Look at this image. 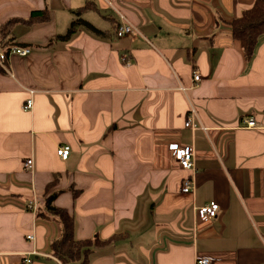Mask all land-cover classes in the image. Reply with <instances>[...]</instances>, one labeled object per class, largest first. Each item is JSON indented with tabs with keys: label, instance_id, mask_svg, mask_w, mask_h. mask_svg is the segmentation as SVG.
<instances>
[{
	"label": "crops",
	"instance_id": "0c3cea01",
	"mask_svg": "<svg viewBox=\"0 0 264 264\" xmlns=\"http://www.w3.org/2000/svg\"><path fill=\"white\" fill-rule=\"evenodd\" d=\"M87 1L94 10L81 18L97 32L81 26L55 40ZM254 2L0 0V25L50 15L13 26L14 46L31 52L0 67V264L26 255L59 264L49 251L59 225L26 209L35 199L39 212L51 184L76 240L120 237L89 264H195L198 255L264 264V35L246 61L229 27ZM120 16L136 32L117 38ZM29 91L33 107L23 111ZM190 107L193 133L184 127ZM248 119L258 129H246ZM174 144L195 150L193 194L180 191L189 173L172 159ZM210 203L214 219L194 217Z\"/></svg>",
	"mask_w": 264,
	"mask_h": 264
},
{
	"label": "trees",
	"instance_id": "16d2710c",
	"mask_svg": "<svg viewBox=\"0 0 264 264\" xmlns=\"http://www.w3.org/2000/svg\"><path fill=\"white\" fill-rule=\"evenodd\" d=\"M94 10L90 1L77 9L75 20L70 24L69 29L63 36H57L55 40H70L82 26L92 32L97 30L89 23L85 22L81 15L87 11ZM50 20L47 10L35 11L27 19L12 18L0 25V49L7 50L14 46L11 38V29L15 24H42ZM231 37L239 43L240 49L246 61L251 60L254 55L258 39L264 35V0H255L253 6L242 12L241 16L233 19L229 23ZM50 42V41H49ZM48 42V43H49ZM50 45V43L48 44ZM56 180V179H55ZM53 181L52 183H54ZM53 184L46 189L43 199V208L37 214V219L43 222H57L60 229L59 237L49 244V251L59 264H89V256L94 249L105 248L112 245L120 237L113 236L107 240H102L98 236L88 240H76L74 237V219L73 216L65 209H60L54 205L56 198L62 192H50ZM72 195L76 198L79 194L76 190H71Z\"/></svg>",
	"mask_w": 264,
	"mask_h": 264
},
{
	"label": "built area",
	"instance_id": "2783aa9c",
	"mask_svg": "<svg viewBox=\"0 0 264 264\" xmlns=\"http://www.w3.org/2000/svg\"><path fill=\"white\" fill-rule=\"evenodd\" d=\"M133 32H136V29L130 25L124 17L120 16V22L115 30V36L117 38H123L126 36L131 35ZM31 52L30 49L27 48H20L16 46L10 47L7 52L0 49V67L7 72L5 62L8 60V58L12 55H17L20 57H26ZM128 64V61H126ZM201 80V77L196 73L193 77V81L195 83L199 82ZM34 92L29 91L30 98L26 100L25 104L23 105L22 109L23 111H30L33 107V96ZM196 120V114L192 107H190V110L187 114L184 127L191 130L192 133L199 128L195 124ZM246 129H258L256 124L252 119H248L246 121ZM204 129V128H202ZM168 150L171 154L172 159L177 163V165L184 171L188 172L189 175L182 179L180 191L184 195H190L193 194L195 191V175L197 173L195 169L194 164V157H195V150L193 146L191 145H184V144H174L170 145L168 147ZM69 147H60L57 150V156L60 157L62 160H66L69 156ZM33 165V161L31 159H28L24 163L25 169H31ZM27 211L31 212L33 215H37L38 212V203L37 200L32 199L27 202L26 204ZM219 210V207L215 203H210L207 205H204L202 207H194L193 208V214L194 217L196 216L201 221H209L214 219L217 216V212ZM27 240L33 241V236L28 235L26 237ZM212 259L208 256L204 255H198L195 258V264H211ZM32 260L30 258H27V255L23 258L21 264H31Z\"/></svg>",
	"mask_w": 264,
	"mask_h": 264
}]
</instances>
